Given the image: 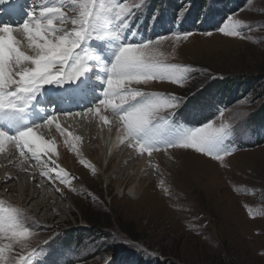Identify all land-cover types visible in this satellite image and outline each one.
Returning a JSON list of instances; mask_svg holds the SVG:
<instances>
[{"label":"rangeland","instance_id":"1","mask_svg":"<svg viewBox=\"0 0 264 264\" xmlns=\"http://www.w3.org/2000/svg\"><path fill=\"white\" fill-rule=\"evenodd\" d=\"M179 4L188 7L191 2L182 0ZM159 14V20L162 16L164 21L171 18L165 6L159 8L153 0H145L135 11L131 30L143 31L144 38L168 35L170 39L159 46L162 58L195 71L188 74L190 78L183 87L156 81L133 87L180 99V108L173 117L177 126H202L212 121L215 126L230 124L231 135L225 143L234 147L233 154L221 165L191 150L169 149L189 168L175 171L159 161L153 167L151 162L146 163L152 178L145 183H151L134 199L128 191L134 181L130 179L132 174L122 177L123 169L113 173L112 166L104 172L105 162L90 163L74 140L69 137L65 143L56 127L53 130L57 137L60 135L64 165L60 166L75 177L68 184L42 179L37 174L39 169L29 166L34 161L22 162L14 146L6 144L0 153V171L8 172L0 173V209H17L33 233L27 247L14 245L13 255L27 256L38 249L33 257L35 264H264V143L257 146L251 136L257 128L246 126L247 119H254L259 126L258 116L264 114V93L259 91L264 84V0H245L241 9L226 14V20L232 16L245 25L241 29L245 38L224 36L218 31L224 22L200 18L199 30L180 28L177 33L192 35L177 40L173 35L176 27L163 25L162 31L155 24ZM183 15L184 11L178 21ZM215 80H225L227 88L235 86L227 102L221 99L223 92L214 85ZM206 85L211 86L201 95L196 94ZM220 109H225L223 117L219 116ZM260 123L258 133L262 134L264 123ZM59 125L68 134L82 129L78 124ZM82 145L91 152L97 147L87 141ZM92 155V159L98 156ZM120 179L125 181L119 189ZM23 190H37L38 195L20 200ZM49 197L52 199L47 201ZM81 216L91 219L92 225L88 226ZM63 236L83 238L71 262H67V253L73 252L72 248L61 251ZM54 248L58 250L47 259Z\"/></svg>","mask_w":264,"mask_h":264},{"label":"snow or ice","instance_id":"2","mask_svg":"<svg viewBox=\"0 0 264 264\" xmlns=\"http://www.w3.org/2000/svg\"><path fill=\"white\" fill-rule=\"evenodd\" d=\"M16 2L0 0V6ZM144 3L42 0L38 8L28 7L22 22L13 25L0 21V150L5 143L11 144L22 162H35L29 166L39 169V177L68 184L75 177L51 158L57 155L56 144L40 131L57 120V111L38 110L37 105L46 102L58 110L65 102L91 100L94 103L87 112L61 114L95 113L105 125L118 124L117 131L122 132L119 143L140 155L183 149L223 165L225 157L235 150L225 143L231 135L230 124L215 126L212 121L202 126H177L173 117L180 99L133 87L153 81L183 87L188 74L195 71L162 58L159 46L170 39L168 35L135 39L137 32L131 31V20ZM243 27L240 20L229 16L218 31L245 38ZM15 32L22 33L31 54L25 53ZM173 35L177 40H187L192 33ZM94 42H103L104 50H95ZM94 68L102 74L97 75L99 84L93 80ZM101 106L105 114H100ZM224 112L220 109L219 116ZM56 130L67 144L70 134L66 135L58 123ZM32 234L17 209H0V264H35L38 249L27 256L13 255L14 245L27 247Z\"/></svg>","mask_w":264,"mask_h":264},{"label":"bare ground","instance_id":"3","mask_svg":"<svg viewBox=\"0 0 264 264\" xmlns=\"http://www.w3.org/2000/svg\"><path fill=\"white\" fill-rule=\"evenodd\" d=\"M41 3H42V0H17V4L15 6H13V5L0 6V21H3L4 23H11L13 25H16L17 23L22 22L23 18L26 16V12H27L28 7H37L38 8ZM13 34L19 41H21L22 48L25 51V53L31 54L30 50L27 48V43L24 40L23 35H22V37H20V34H22V33L15 32ZM93 48L95 50H98V51L104 50V44H103V42H96V46H93ZM93 71H94V73H96L95 68ZM98 74H100V73H97V75ZM95 76L96 75H93V80H94ZM93 103L94 102H92L91 100L81 101V102H65L64 106L58 110L56 109V105H50L46 102H42L41 105L43 106L42 108H44L46 110V112L50 113L51 111L56 110L57 113L59 112L61 114L64 112H69V111H71V113L87 112L88 107H91L93 105ZM37 107H38V105H37ZM37 109L39 110L40 108H37ZM72 110H74V111H72ZM100 114H105L103 112V107H101ZM63 122L72 124L74 126L76 124H78V126H81L80 128H82V129L80 132L76 133L75 132L76 130H75L72 133L70 132L69 133L70 135H67L68 133H65V134L67 135V138L70 137L72 140H74L77 143V145L75 144L76 146H78L76 148H78L79 151L81 153H83L85 158L87 160H89L90 163H94L95 165H97L98 162L99 163L105 162L106 166H105L104 172L108 170L109 166H112L110 168H112L113 173H117L120 169H123L124 172L121 175L122 177H124L126 175H127V177H129L130 174H132L130 179L133 178L134 181H132V183L129 186L130 188L128 190L129 196L131 198H134V199L138 198V196L141 194V192H143L144 189H147V186L151 183V182L147 183V184L145 183L146 181L151 180V178H152L149 175V169L147 167H145L146 163L151 162L150 165H152V164H156L155 161H159L163 165L172 167L174 170H175V168H180V167L187 168V169L189 168V164L187 162H185V161L180 162L178 159H176V157L172 154V151H170V150H168L167 152H161V153L158 152V153H155V154H152L151 156H149L147 153L140 155L136 151H134L133 149H129L125 145H121L119 143V141L122 138V132L117 131V127H119V125L116 123L105 125L100 121L99 115H97L95 113H87V115H84V116L62 115L61 114V116H59L57 118V120L53 122V125L40 130L43 134V137L46 140H51L56 144L57 155L55 157H51V158L54 159L56 161V163H58L59 165L64 166L62 164L61 149H59V146H60L59 137H60V135L57 137L56 132H54L53 128L56 127L57 123L62 124ZM86 124H89V126H86ZM77 129H79V128H77ZM74 137H79L80 139L77 141V140L73 139ZM63 139H65V137H63ZM83 141L84 142L87 141L88 143H91L94 145L96 144L97 147L96 148L94 147L95 149L92 150V152H91L84 145H82ZM6 144H8V143H5L4 145H6ZM4 145L2 147H4ZM90 146H92V145H90ZM76 148H75V150H76ZM3 151H5L4 148H2V150H0V153H2ZM174 151H176V150H174ZM178 151H180V150H178ZM8 152H10V151H8ZM13 153H14V150H13ZM10 154H11V152H10ZM92 154H98V156H96V158L92 159L91 158ZM178 154H180V153H178ZM6 155H8V154H6ZM199 157H201V156H199ZM46 158H48V157H46ZM201 158H203V157H201ZM203 159H205V158H203ZM206 160H208V159H206ZM208 161H210V160H208ZM134 162H136L135 165H134ZM7 164H8V162H7ZM152 167H153V165H152ZM140 170H143V171H140ZM2 171H0V173H2ZM3 172H4V174L8 173L7 170H4ZM140 172L142 173L143 178L142 177L138 178V175H140ZM30 174H32V172ZM36 177H33L32 180H34ZM124 181L125 180L120 179V181H118V185H117L118 187L117 188H119V189L122 188ZM36 191H30V193H29L28 190H26V191L23 190V192L21 193V196H19L20 200L25 199L28 196H31L32 198H34L35 195H38L37 194L38 191L37 192ZM51 199L52 198L49 197V198H47V201H49ZM54 201H56L55 198H54ZM19 206L21 207L20 204H19Z\"/></svg>","mask_w":264,"mask_h":264},{"label":"trees","instance_id":"4","mask_svg":"<svg viewBox=\"0 0 264 264\" xmlns=\"http://www.w3.org/2000/svg\"><path fill=\"white\" fill-rule=\"evenodd\" d=\"M191 2V5H189L188 7H184L182 4H179V2L181 3L182 0H153L154 4L156 7H162L165 6L168 9V12L171 14V18L169 17L168 20L166 21H171L172 24H178V30L180 28H187L188 30H199L200 29V24L201 22L198 21L200 20V18L204 19H215L216 21H213L214 23L217 24H221L223 22L226 21V14H233L234 11L236 12L238 9H241L243 7V4L245 3V0H189ZM205 1V4H204ZM211 2V5H210ZM216 7H219L218 9ZM184 11V15L181 18L180 21H178V17L179 14L182 13ZM161 14H159V16L157 17V21H159L161 24H165L166 21H164L163 16L161 17V19L159 20ZM205 21V20H204ZM211 27H208V29H210ZM199 81V80H196ZM195 81V82H196ZM225 80H215L213 81L214 85H217L218 90L220 92H223L222 94H220L221 99H225V101L227 102V100L230 98V96H228V93H232V90L234 89V92L236 90L235 86H231L229 88H227V86L223 83ZM198 84H202V83H198ZM196 84V85H198ZM224 85V86H222ZM208 86L211 85H206L205 87L201 86V90L196 93L198 95H201L204 91H206V88ZM221 86V87H219ZM215 87V86H213ZM198 88V87H197ZM196 88V89H197ZM193 89V88H192ZM230 89V90H228ZM264 84L259 87V91L264 93ZM243 91H245L246 89H242ZM201 99V98H200ZM198 99V100H200ZM203 100V99H202ZM201 102V101H200ZM199 102V103H200ZM259 120V126H261V123H264V114L261 113L258 116ZM250 119H247L248 126L250 127V129L252 127H256L257 131L253 132V134H251L254 143L258 145H261L264 143V133L259 134L258 133V129L260 128L259 126H256V122L253 121L254 119H251L252 121H249ZM259 127V128H258ZM253 143V144H254ZM84 221L87 222L88 226H91V219L89 218H84L83 216H81ZM94 218V217H93ZM99 222V221H98ZM95 230V228H94ZM75 236H73L72 238L69 237H65L63 236V238H60V246H61V251L65 249V247H69L67 249H76L78 248V246H80L82 243V237H78V238H74ZM62 242V244H61ZM58 249H53L52 251H49L48 255H47V259L51 258L54 256L55 251ZM54 253V254H53ZM132 256V255H131ZM55 262V261H54ZM52 262V264L54 263ZM51 263V262H50Z\"/></svg>","mask_w":264,"mask_h":264}]
</instances>
